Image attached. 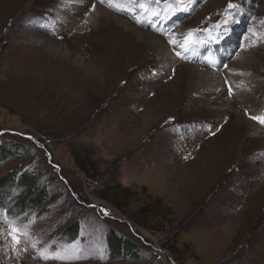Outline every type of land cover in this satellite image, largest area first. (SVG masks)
Returning <instances> with one entry per match:
<instances>
[{
  "label": "rangeland",
  "instance_id": "374dc122",
  "mask_svg": "<svg viewBox=\"0 0 264 264\" xmlns=\"http://www.w3.org/2000/svg\"><path fill=\"white\" fill-rule=\"evenodd\" d=\"M114 1L104 9L165 51L132 33L117 39L125 30L101 15L83 24L78 48L53 1L0 9V147L17 148L0 180L21 169L46 193L16 218L0 209V264H264V0ZM22 11L29 28L14 19ZM40 29L54 50L30 51L41 58L29 65L60 61L67 79L96 82L71 94L81 107L46 94L40 70L6 71L16 44L34 45ZM104 35L123 48L107 64ZM207 71L219 78L211 92L195 84ZM108 231L135 257H109Z\"/></svg>",
  "mask_w": 264,
  "mask_h": 264
},
{
  "label": "bare ground",
  "instance_id": "6f19581e",
  "mask_svg": "<svg viewBox=\"0 0 264 264\" xmlns=\"http://www.w3.org/2000/svg\"><path fill=\"white\" fill-rule=\"evenodd\" d=\"M11 1H12L11 4L13 5L14 9H20V8H23L22 6L27 5L26 8H27L28 11H30V10L34 9V7H35V5H37V3H40L43 0H3V1H0V9H4L5 10V9H7V7H10V6H8V4ZM45 1H47V2L53 1L56 4H58L59 7L56 10L54 15L57 18H59V22L63 21V23H67V24L69 23L70 24L69 26H70L72 31H71L69 37L72 40H74L75 42H77V44H76L77 46L79 45V42L82 43L84 41V39L86 38V36H85L86 32H83V30H82L83 29L82 28L83 24L87 21L90 25H94L95 26L96 23L98 25V23H99L98 18H97L98 15L99 16L100 15L101 16H105V17H111L113 20L115 19V21L118 24V26L122 27L125 30L126 34L123 33V34H116L115 35V36H117V39L126 38V36H129V34L132 33L136 37H139V38H143L144 37V38H146V40L150 41L151 45L157 46L161 50H164L166 48V46H167V45L164 46L163 42H161L160 39L155 38L153 35H151V33H148V32L147 33H143L139 29L133 27L132 25H128L127 22L123 20V18L120 19V17H117L116 15H113V14L107 12L104 9V7H103L104 4H106L107 6L108 5L109 6H113V4L115 5V1L114 0H111L110 2L108 0L107 1L103 0V3H101V0H71V2H69V0H66V1L65 0H60V1L59 0H57V1L45 0ZM64 5L66 7L69 6L71 8H68V7L66 8V7H64ZM85 7H92L93 10H94V14L89 15L88 13H86ZM21 10H24V9H21ZM139 10H141V9H139ZM17 11H19V10H17ZM32 13H33V11H32ZM13 14H15V13H13ZM11 16H12V14H11ZM67 16H70V17H67ZM28 17L29 16L25 17V12L23 14V11H22V12L17 13L15 15L14 19L19 21V23L22 24V26L24 28H29V26L25 24L28 21ZM67 18L69 19L68 22H64L65 19H67ZM16 25L17 26H14L12 28V31H14L15 28L17 29V27L20 26V25H18V23H16ZM33 26L35 27L36 24L34 23ZM23 27H22V29H23ZM98 28L100 30H96L95 31V33H97V34L102 32V28H100V26ZM55 29L56 28H53V32L55 31ZM24 30H23V32L26 34V32ZM41 32H43L42 29L37 31L36 35H34L32 37H28L29 39L34 41V43H35L34 45H32V44L30 45L28 43H26V44H23V43L16 44L17 45L16 49L13 52L9 53V55L7 56V60L10 63H12L13 65H11V67H8L6 69V71L7 72L8 71H13L16 68H18L20 70L21 69L40 70L38 72H41L42 76L44 77V80H43L44 83H43L42 89H43L44 92H46V94H48V93H52V94L53 93H55V94L59 93L57 96H59V95L60 96L57 97L54 100L55 102L61 101L62 99H66L68 101V102L66 101L67 103H65L66 106L69 105V103H70L72 105H77V106L81 107L83 102H81L80 99H82V98L80 97L79 100L76 99V98H71L70 99L71 94L78 93V97H79L80 95L87 94L90 91H94V89L97 88L96 82H94V81L91 82L90 81L91 79L89 80L88 77H86V75H82V74L81 75L80 74H74L72 79H67L69 74L64 73L62 71V69H60V70L57 69L58 71L55 69L56 67L57 68L58 67L61 68L62 65H60V63H59L60 61H57L58 64L51 63L52 67H53L51 69L50 68H44V66H41L40 68H32L29 65L31 61L40 60L39 58H41L39 55L35 54L36 52L34 53L35 54L34 55L30 51H38L41 48V46H47V45H49L48 46V48H49L48 52L49 53L53 52V50H54V48H53L54 46L51 47V43L53 44L52 39L46 38L44 35L41 34ZM58 33H59V29H57L55 34L58 35ZM92 33H93L92 31L87 32L88 35L92 34ZM23 37H24L23 39L26 40L27 34H26V36H23ZM60 37H61V35H60ZM104 39H105L104 42L101 43L99 48L102 50V56L105 57V58H102V59H105L106 60V64H107V63H110V61H113L114 59H116L115 56H117L118 52L122 51L123 48L121 46L117 45V41L113 40L112 38H109L106 35H104ZM62 40H60V41H62ZM174 41H176V40H174ZM54 44H57V43H54ZM96 45H98V44H96ZM29 46H35V47L29 48ZM169 47H171L172 49H175L176 46H169ZM78 48H79V46H78ZM184 50H186V49H184ZM82 52H83V50H82ZM76 53H77V51H76ZM81 55H84V54H81ZM70 56H72V55L69 54L68 58ZM42 58L45 61L50 60L49 57L45 58L43 56ZM87 58H88V56H87ZM67 60H69V59H67ZM91 63H94V62L91 60ZM66 65H67V63L64 62L63 66L65 67ZM231 72H234V71H231ZM42 76H41V78H42ZM54 76L58 78L57 81H53V77ZM26 77H28L29 80L32 79V78H30L32 76L29 77V76L26 75L25 78ZM30 83H29V85H30ZM34 84L35 83H33V85ZM195 84L198 86L199 89L201 88V89H205L206 92H211V91H214V89H216L217 86L219 85V78H218L217 74H215L213 72H208V71L207 72H200L198 74V76L196 77V79H195ZM40 90H41V88H40Z\"/></svg>",
  "mask_w": 264,
  "mask_h": 264
},
{
  "label": "trees",
  "instance_id": "16d2710c",
  "mask_svg": "<svg viewBox=\"0 0 264 264\" xmlns=\"http://www.w3.org/2000/svg\"><path fill=\"white\" fill-rule=\"evenodd\" d=\"M17 153V148L0 147V162L13 158ZM14 190L16 195H12ZM46 197L45 190H38L37 178L34 174H29L24 170H13L7 173L0 180V209L6 211L9 218H16L20 214L30 209L40 208ZM45 211L41 208L40 211ZM77 235L76 226H72L63 232V238L73 241ZM106 245L109 257H135L137 249L129 241L117 237L112 231H108Z\"/></svg>",
  "mask_w": 264,
  "mask_h": 264
},
{
  "label": "snow or ice",
  "instance_id": "6c2138e0",
  "mask_svg": "<svg viewBox=\"0 0 264 264\" xmlns=\"http://www.w3.org/2000/svg\"><path fill=\"white\" fill-rule=\"evenodd\" d=\"M101 3H103V0H101ZM228 7H229V8H233V7H235V5L229 3ZM140 8H141V9H145V5H144L143 3H141V4H140ZM189 36H191V33H189ZM177 55H180V53L178 52ZM229 91L231 92V89H229ZM102 212H103L104 215H107V212H106L105 210L102 209ZM12 239H13L15 242L18 243V239H17V237H16L15 235H13ZM47 258H48V257H45V259H47ZM57 258H59V257H57Z\"/></svg>",
  "mask_w": 264,
  "mask_h": 264
}]
</instances>
